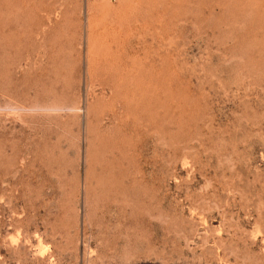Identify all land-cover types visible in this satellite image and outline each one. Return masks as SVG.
Returning <instances> with one entry per match:
<instances>
[{
	"label": "rangeland",
	"instance_id": "rangeland-1",
	"mask_svg": "<svg viewBox=\"0 0 264 264\" xmlns=\"http://www.w3.org/2000/svg\"><path fill=\"white\" fill-rule=\"evenodd\" d=\"M0 264H264V0H0Z\"/></svg>",
	"mask_w": 264,
	"mask_h": 264
}]
</instances>
